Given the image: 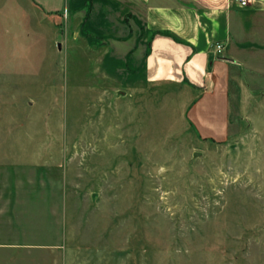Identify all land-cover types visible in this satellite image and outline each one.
Returning <instances> with one entry per match:
<instances>
[{"label":"rangeland","instance_id":"obj_1","mask_svg":"<svg viewBox=\"0 0 264 264\" xmlns=\"http://www.w3.org/2000/svg\"><path fill=\"white\" fill-rule=\"evenodd\" d=\"M84 23L0 0V186L64 191L67 264H264V96L204 137L198 90Z\"/></svg>","mask_w":264,"mask_h":264},{"label":"crops","instance_id":"obj_2","mask_svg":"<svg viewBox=\"0 0 264 264\" xmlns=\"http://www.w3.org/2000/svg\"><path fill=\"white\" fill-rule=\"evenodd\" d=\"M33 1L58 16L85 18L79 30L114 36L116 49L130 45L147 80L198 90L188 115L204 137H228L244 99L264 96V0ZM51 191L0 186V264H67L64 191L58 212L45 196L29 195Z\"/></svg>","mask_w":264,"mask_h":264},{"label":"built area","instance_id":"obj_3","mask_svg":"<svg viewBox=\"0 0 264 264\" xmlns=\"http://www.w3.org/2000/svg\"><path fill=\"white\" fill-rule=\"evenodd\" d=\"M238 1L241 5L246 6L248 5L250 0H238ZM214 45L218 52H221L224 48V44L221 41H216Z\"/></svg>","mask_w":264,"mask_h":264},{"label":"trees","instance_id":"obj_4","mask_svg":"<svg viewBox=\"0 0 264 264\" xmlns=\"http://www.w3.org/2000/svg\"><path fill=\"white\" fill-rule=\"evenodd\" d=\"M212 139H214V138H212Z\"/></svg>","mask_w":264,"mask_h":264}]
</instances>
